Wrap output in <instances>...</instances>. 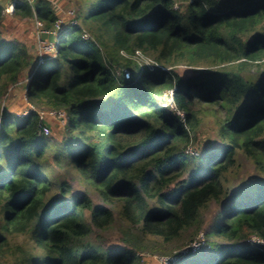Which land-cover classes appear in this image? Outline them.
<instances>
[{"label": "trees", "instance_id": "1", "mask_svg": "<svg viewBox=\"0 0 264 264\" xmlns=\"http://www.w3.org/2000/svg\"><path fill=\"white\" fill-rule=\"evenodd\" d=\"M14 1L18 18L46 30L59 21L52 0ZM69 1L75 23L43 35L56 53L42 62L0 34V263L138 264L134 246L89 241L116 215L51 176L74 168L122 203L127 224L166 243L188 229L198 236L216 203L204 243L172 264H264V244L250 242L264 241V0ZM22 74L35 109L20 118L1 99ZM42 108L65 113L61 140L44 134ZM203 116L217 139L190 153ZM238 154L258 176L231 190L224 179Z\"/></svg>", "mask_w": 264, "mask_h": 264}, {"label": "rangeland", "instance_id": "2", "mask_svg": "<svg viewBox=\"0 0 264 264\" xmlns=\"http://www.w3.org/2000/svg\"><path fill=\"white\" fill-rule=\"evenodd\" d=\"M0 1L6 3L4 8V19L0 23L1 37L24 44L30 54H33L35 58H40V62H42L46 56H52L56 53V40L54 41L52 38L48 37L43 38V35H45V33L48 35H57L61 30L65 29L68 24L75 23L73 19L74 4L69 0H52L59 9V21L53 30H46L43 23L37 22L36 20L18 18L14 15V12H8L7 8L15 3L14 0ZM137 54L140 56L141 62L145 61L146 63L153 64L152 60L148 59L144 54L140 52ZM184 69L183 66L180 67V71ZM30 72L31 69H28L25 74L30 76ZM244 74L252 79L256 75L254 71ZM24 78L25 75L22 74L19 76L18 83L9 84L5 95L1 99V106L17 114L20 118L30 110V105L34 107L27 98V90L23 87V84L27 81ZM167 105H169L170 110L175 112L176 116L179 115L180 111L177 110V103L175 104L173 99H170ZM50 111L52 112L55 110H49L47 108H42L40 110L41 113H46V117H44L43 113L42 116L46 118V121L50 125V134L48 136L58 141L62 139L66 130L64 118L60 116V112L64 115L65 113L63 111H58L57 114H54V112L51 113ZM215 131V125L211 116H203L201 124L195 132V140L190 145L188 151L193 153V151H198L199 147L204 143H210L209 140H216L217 135ZM48 161L49 163H53L52 159ZM46 165H48V163ZM75 175L76 171L74 168L51 173L52 178L55 179L57 183L66 180L70 183V188L72 189L71 194L84 192L94 204L102 203L111 208L116 215L115 223L105 230H98L93 226L89 241L102 248L117 246H128L131 248L134 246L133 248L139 258L138 264H172L171 261L175 260L177 255L187 253L188 247L193 245L195 241H200V245H202L205 241V238H202V233L210 226L218 210V205L216 203H211L208 208L203 210L202 220L204 223L198 236L195 237V232H192V229H188L179 239L166 243L159 237L143 235L138 228L127 224L122 216L123 208L121 202L110 203L103 200L95 190L89 185L81 183ZM256 175L258 176V173L252 161L243 154H238L236 166L226 174L224 181L231 190H235L238 189L241 184L251 181ZM55 191H57V189H53L51 194L55 193ZM71 194L67 193V198L72 199ZM85 215L87 216V222L91 224L89 220L90 211H85ZM122 229L128 230L129 234L132 235L128 241L124 240V236L126 235L122 232ZM18 239L22 241L23 237L19 236ZM40 253L41 252H38V254ZM170 258L172 260H168Z\"/></svg>", "mask_w": 264, "mask_h": 264}, {"label": "built area", "instance_id": "3", "mask_svg": "<svg viewBox=\"0 0 264 264\" xmlns=\"http://www.w3.org/2000/svg\"><path fill=\"white\" fill-rule=\"evenodd\" d=\"M15 4V3H14ZM14 4L11 6V7H8L7 8V11L8 12H14L15 11V6H14ZM37 22H39V21H37ZM41 23V22H40ZM58 24V23H57ZM57 24H56V26H57ZM32 108H34L32 105H30V109H32ZM35 109V108H34ZM29 111V110H28ZM51 112V111H50ZM54 112V114H57V112L58 111H52L51 113H53ZM60 112V111H59ZM28 113V112H27ZM26 113V114H27ZM43 113V115H44V117H46V113L45 112H42ZM42 113L39 111V115H40V118L41 119H46V118H44L43 116H42ZM179 114H180V112H179ZM60 116L61 117H63L64 118V121H65V115L63 114V113H61L60 112ZM42 130H43V132H44V134L45 135H49L50 134V129L48 128V127H43L42 128ZM202 238L204 239V235H203V233H202ZM250 242L251 243H260V244H264V241L263 240H261V239H258V238H254V237H252L251 238V240H250ZM200 247V241H195V243H193V245H190L189 247H188V249H187V251L189 250V248H191V249H193V250H196V249H198ZM168 260H172L171 258L170 259H168ZM169 263H171L170 261H168Z\"/></svg>", "mask_w": 264, "mask_h": 264}, {"label": "water", "instance_id": "4", "mask_svg": "<svg viewBox=\"0 0 264 264\" xmlns=\"http://www.w3.org/2000/svg\"><path fill=\"white\" fill-rule=\"evenodd\" d=\"M14 6H16V5L14 4Z\"/></svg>", "mask_w": 264, "mask_h": 264}]
</instances>
